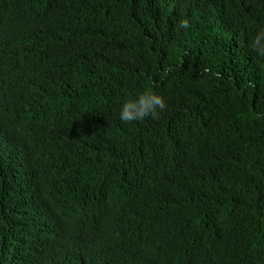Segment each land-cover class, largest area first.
Listing matches in <instances>:
<instances>
[{
	"label": "trees",
	"instance_id": "1",
	"mask_svg": "<svg viewBox=\"0 0 264 264\" xmlns=\"http://www.w3.org/2000/svg\"><path fill=\"white\" fill-rule=\"evenodd\" d=\"M262 29L264 0H0V264H264Z\"/></svg>",
	"mask_w": 264,
	"mask_h": 264
},
{
	"label": "clouds",
	"instance_id": "2",
	"mask_svg": "<svg viewBox=\"0 0 264 264\" xmlns=\"http://www.w3.org/2000/svg\"><path fill=\"white\" fill-rule=\"evenodd\" d=\"M178 26L179 28H187L188 22L180 20ZM252 46L260 54H264V29L254 36ZM167 71L165 70V75ZM165 107V100L162 96L151 91H145L123 100L119 108V119L121 122L140 121L146 117L156 115L158 111H163Z\"/></svg>",
	"mask_w": 264,
	"mask_h": 264
}]
</instances>
